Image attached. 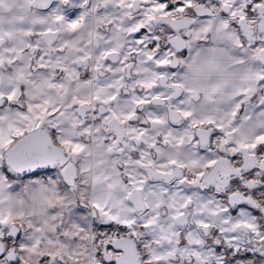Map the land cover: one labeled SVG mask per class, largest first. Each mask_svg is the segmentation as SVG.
Segmentation results:
<instances>
[{
	"label": "snow or ice",
	"instance_id": "1",
	"mask_svg": "<svg viewBox=\"0 0 264 264\" xmlns=\"http://www.w3.org/2000/svg\"><path fill=\"white\" fill-rule=\"evenodd\" d=\"M0 264H264V0H0Z\"/></svg>",
	"mask_w": 264,
	"mask_h": 264
}]
</instances>
